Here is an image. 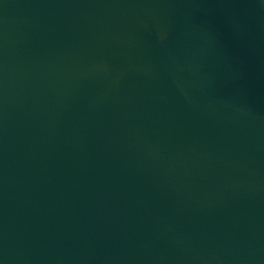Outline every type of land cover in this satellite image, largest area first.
<instances>
[{"label": "water", "instance_id": "obj_1", "mask_svg": "<svg viewBox=\"0 0 264 264\" xmlns=\"http://www.w3.org/2000/svg\"><path fill=\"white\" fill-rule=\"evenodd\" d=\"M0 264H264V0H0Z\"/></svg>", "mask_w": 264, "mask_h": 264}]
</instances>
